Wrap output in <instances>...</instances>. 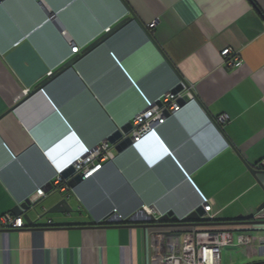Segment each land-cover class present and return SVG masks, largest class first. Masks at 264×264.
<instances>
[{
	"label": "crops",
	"instance_id": "crops-1",
	"mask_svg": "<svg viewBox=\"0 0 264 264\" xmlns=\"http://www.w3.org/2000/svg\"><path fill=\"white\" fill-rule=\"evenodd\" d=\"M128 19L74 69L9 113L19 95L75 56L73 44L82 53ZM225 49L240 55V68L221 57ZM182 80L196 99L182 94L187 104L156 124L159 139L147 134L120 156L112 146L113 158L74 191L52 187L86 148L96 150L118 128L134 125L146 100L165 110V96ZM222 115L229 121L217 124ZM39 187L47 195L29 212L32 230L0 231V264H152L150 228L141 226L171 211L177 221L170 224H194L186 219L201 207L199 192L214 201L215 224L240 216L252 222L264 203V0L4 3L0 217ZM63 197L74 212L47 214ZM240 234L252 245H239ZM263 240L264 225L237 226L221 264H264Z\"/></svg>",
	"mask_w": 264,
	"mask_h": 264
},
{
	"label": "built area",
	"instance_id": "built-area-1",
	"mask_svg": "<svg viewBox=\"0 0 264 264\" xmlns=\"http://www.w3.org/2000/svg\"><path fill=\"white\" fill-rule=\"evenodd\" d=\"M53 15L51 18H55ZM154 25V24H153ZM108 29L107 31H109ZM74 54L79 52L76 45H72ZM221 57L227 58L232 67L240 68L242 61L238 53H232V50L225 49L221 52ZM52 75V72L49 73ZM193 89V88H192ZM29 91L23 92L16 98V102L27 96ZM186 97L193 100L191 92L187 91ZM179 97L169 93L164 98V105L170 114H176L181 110L178 103ZM147 111L136 116L134 120V130L132 133L134 142H139L144 136L150 133H156V124H164L167 120L165 110H160L153 102L146 100ZM229 121L228 115L220 116L217 124H225ZM158 136V135H157ZM112 145L109 141L103 142L96 150L86 148V154L80 158L74 167L78 174L84 175V179L93 177L99 172L103 165L113 158L110 152ZM169 153H171L169 151ZM89 154V155H87ZM173 157V155L171 154ZM174 158V157H173ZM178 163V162H177ZM179 167L181 165L178 163ZM182 171L188 177L184 169ZM52 187L58 188L61 192H69L68 182L61 175L57 176L52 182ZM201 207L204 210V216L197 221L200 224H215L213 217L214 201L205 197L201 192ZM47 190L45 187H39L29 200L36 203L43 197H46ZM151 214H156L154 209H147ZM163 215L157 214L156 220ZM253 221H264V210L261 213L254 214L251 218ZM196 223V224H197ZM218 223V222H217ZM223 223V222H222ZM48 224H52L49 220ZM188 225L186 227H178L165 229L169 230L168 235L158 229H149V238L153 251L152 264H221L222 250L224 247L233 243V234L237 231V226H215V225ZM25 221L22 216L17 217L13 213H5L0 217V230H18L25 228ZM264 241V240H263ZM239 245L248 247L253 243L250 236L240 234L237 238Z\"/></svg>",
	"mask_w": 264,
	"mask_h": 264
},
{
	"label": "water",
	"instance_id": "water-1",
	"mask_svg": "<svg viewBox=\"0 0 264 264\" xmlns=\"http://www.w3.org/2000/svg\"><path fill=\"white\" fill-rule=\"evenodd\" d=\"M7 1L8 0H0V7H2L4 5V3H6ZM54 15H56V14H54ZM129 21H130L129 19L124 20L123 22L118 24L113 30L106 33L102 38H100L99 40H97L96 42H94L93 44L88 46L81 54L75 55L63 67H61L59 70H57L55 73H53V75L49 76V78H47L44 82L39 84L33 91L27 90V91H29L27 96L23 97L22 100L17 101V104L11 110H9V113L16 111L20 106H22L23 104H26L31 98H33L37 94L45 91L46 86H48L50 83H52L56 78L61 76L63 73H65L66 71H68L70 69H74L75 66L83 58L88 56L95 49H97L102 43L107 41L113 33L118 32L123 27H125L126 24L129 23ZM187 91L192 93L193 100H195L196 97H195V93H194L192 87L189 86V84H187V82H185L184 80H182L181 83L171 91L172 94L179 97L178 103H179L181 108L187 104L186 98H184L182 95L184 92L187 93ZM158 105L160 107L163 106L162 102H159ZM165 114H166V116L171 115L168 110H165ZM133 130H134V126L131 123L126 124L123 127L118 128L114 132V134H112L108 138L107 141H109L110 144L114 147V150L117 153V155L120 156V155L124 154L127 150H129L134 145V140H133V136H132ZM150 134L155 136V138L159 139V137L155 133H150ZM161 144H162V142H161ZM163 147H165V149L169 153L168 148H166V146H163ZM254 173H261V172L258 170L257 171L254 170ZM60 175L64 180H66L68 182V186H69L70 191H74L85 180L84 175L78 174L76 172V169L74 166H70L69 168L65 169ZM35 206H36V203H32L30 200H26L24 203L20 204L19 206H17L16 208L13 209V214H15V216H17V217L22 216L23 217V219L25 221V225H26L25 228H29V230H32L30 228L34 225L33 221L30 218L29 212L32 209H35L36 208ZM263 210H264V203L258 208L257 211H258V213H261ZM73 212H74V210L68 201V197H63L62 200H60L55 206H53L47 212V214L48 213L49 214H72ZM204 214L205 213H204L203 208L199 207L197 210H195L186 219V221H194V224H192V225H195L197 223V221H200V219L204 216ZM133 218H134V216L131 219H129L128 222L135 221ZM119 220L118 221H114V220L104 221L103 225L115 224L117 222H121V220L120 221ZM238 220L239 221L223 222V223H219V224L218 223L217 224H200V223H197L196 225H215V226H222V225H224V226H237L238 225L239 226V225H252V224L264 225V221L241 222V221H244L242 216H240L238 218ZM149 221L151 222L152 225H146V226H141V227L142 228L144 227L147 229L150 228V229L163 230V229H171V228H178V227H186L188 225H191V224H170L171 221H177L175 218V214L172 211L168 212L167 214L160 217L159 220H156L155 216H152ZM19 230H22V229L7 230V231H19Z\"/></svg>",
	"mask_w": 264,
	"mask_h": 264
},
{
	"label": "clouds",
	"instance_id": "clouds-1",
	"mask_svg": "<svg viewBox=\"0 0 264 264\" xmlns=\"http://www.w3.org/2000/svg\"><path fill=\"white\" fill-rule=\"evenodd\" d=\"M57 16V15H56ZM56 19H57V17H55ZM55 18H51V20H54ZM110 31V30H109ZM109 31H107V33L109 32ZM73 45H75V44H73ZM79 54H81V52H80V49H79V52L77 53V54H74V55H79ZM52 75H53V73H52ZM94 177V176H93ZM92 178V177H91ZM90 179V178H89ZM85 180H88V179H85Z\"/></svg>",
	"mask_w": 264,
	"mask_h": 264
},
{
	"label": "rangeland",
	"instance_id": "rangeland-1",
	"mask_svg": "<svg viewBox=\"0 0 264 264\" xmlns=\"http://www.w3.org/2000/svg\"><path fill=\"white\" fill-rule=\"evenodd\" d=\"M3 6H4V5H3ZM3 6H2V7H3ZM0 8H1V7H0Z\"/></svg>",
	"mask_w": 264,
	"mask_h": 264
}]
</instances>
